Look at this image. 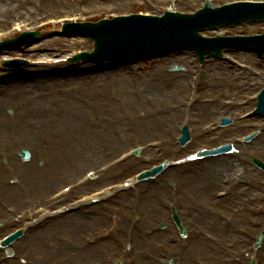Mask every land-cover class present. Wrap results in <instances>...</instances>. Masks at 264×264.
<instances>
[{
	"label": "rangeland",
	"instance_id": "1",
	"mask_svg": "<svg viewBox=\"0 0 264 264\" xmlns=\"http://www.w3.org/2000/svg\"><path fill=\"white\" fill-rule=\"evenodd\" d=\"M32 1L34 0H27L26 3H24L23 1V4H19L18 12L22 14L23 18L16 17L19 19H13L14 17L12 18V16L5 15V14H0V18L2 19L5 18L6 20L9 19L13 23L15 22L18 23L20 21H23V19L28 18V15L25 13L23 7L30 8L32 6L31 5ZM200 1L201 0H196V1L193 0L190 2L188 0L180 1L177 5V10L187 11V12L191 11L200 6ZM188 2L193 4L189 8L185 6V3L187 4ZM139 4H141L140 0H98V1H93V2L89 1L85 3L82 2V0H44L42 2L45 14L47 13L50 14L51 12H55L57 9L60 13H64V14L67 13L68 11H74L76 9H79L81 11V15H79L80 16L79 19H83L85 16L91 18L99 14L100 15H110L113 13H124V12L127 13L129 11L134 10L133 8H137ZM13 5L15 4L13 3ZM4 6H5L4 3H0L1 11H2V8H4ZM109 8L113 9L111 10V13L108 12ZM45 9H47V13L45 12ZM141 9H143L142 11L144 12L150 11L145 6H143V8ZM163 10L164 9H162V7H158L157 12L161 13V11ZM134 11H136V9ZM6 28L7 26L5 25L0 26V30H4ZM248 28L249 26L245 27V29H248ZM50 31L51 29L48 30V32ZM249 31L255 33L257 32V29H250ZM44 34H47V32ZM62 41H67V42L69 41V42L66 43ZM71 41H72L71 39L65 40V38H53V39L51 38L50 40H45V42L43 41V43L41 42L42 44L40 43V46L37 49L43 54L50 52L49 54L52 53L51 55H58L61 58H67V56L73 51L91 48L90 46L91 44L86 41H82L84 43L77 42V44H74L73 43L74 41L72 42ZM7 55L8 56H2V57L4 58L12 57V56L19 55V54L9 53ZM51 55L47 54V56H51ZM25 57L29 59H34L36 61V60L41 59L43 56L42 54H33L31 50L27 52ZM232 60L248 65L249 70H255V69L263 70L264 69V65H261V66L256 65L255 63L258 61H256L255 59L253 60L247 59V56L243 54H240L239 56L235 55V57H233ZM190 61H191L190 55L185 54L184 56H181V57L154 61V62H151L150 64L149 63L140 64V65L137 64L134 66L122 68L115 75H111L110 76L111 78L103 74V77H100V78H89L88 77L87 79H84L82 81L69 80L70 82L69 81L59 82L58 84L57 83L53 84L52 82L55 80H51L49 83H52V84H48V85L37 83V84H27V85L17 86V87H21L25 93L20 92L18 90L7 91L8 93L6 92V94L3 96L7 100V103H5L4 100L1 102V104H3L2 105L3 110L0 113V117H1L0 128L1 126H8V127L0 131V135H2L1 132L5 133L7 132L6 130H9L8 133L15 134L14 136L16 137L19 135L18 133L26 132L25 128L27 127V124H26L27 122H31L35 120V121H39V126L41 125V128L42 126L44 127V130L40 131L41 134L46 135L47 137L50 136L52 139L58 138V137H54L55 135L53 133L63 134L67 130L68 133L71 132V133L83 134L84 132V134H86L87 132L85 131L87 129H92V131L94 130L93 136L96 137L97 139V132H98L97 128L100 127L101 123H105V120H101V117H104L106 119V117L110 116L111 120H106L107 126L114 128V129L109 130L108 134H110V138H114L112 136L116 135L117 133L120 134V131H118L117 128L114 127L116 126L115 117H116L117 112L113 114V111H112L111 115L107 113L104 114L105 109L107 110V109L113 108L112 103H109V99L106 97L109 96V97L119 98L118 96L121 93H123L121 95L124 97V99L125 98L130 99L129 94H127V92L129 93L130 91V93H132L130 96L131 101L140 102L138 98L140 97L141 93H144V89L148 87L149 85H152L153 83L152 80L155 79V81L157 82L158 77H159L158 75L162 74L160 76L164 78V83H162L163 85H161L158 90L160 99L162 100L163 105L167 106L168 102H171L173 104L176 102V100H172L173 99L172 98L173 83H175V81H177L179 78L183 81L184 85H186L185 81L189 82L191 75L193 74L192 72L193 70L191 71L190 64L194 63L193 60L191 62ZM213 62L215 61H211L212 65L207 64L204 67V69L205 70L208 69L210 71L211 69H215L218 67L221 70V72L223 71L232 72L233 70L239 69L238 67L233 66L234 64L232 63L231 64L225 63L221 65V64L213 63ZM214 64H217V66L214 67L213 66ZM173 65H176L184 69V71L180 73V76L179 74L169 72L170 70L169 68ZM30 67H36V66H30ZM246 70L247 69H245L244 71L242 70L241 71L246 72ZM1 74L2 73H0V75ZM153 76H156V77H153ZM122 77H124L125 80L123 79V81H120ZM98 83L104 84L105 85L103 86L104 88L103 89H101L100 87L98 89L92 88L96 86ZM47 87L49 88L47 89ZM211 87L212 88H210V91L208 90L206 91L205 96L212 97L213 95L215 96L221 93L218 91L219 87H217V90L213 89L214 86H211ZM208 89H209V85H208ZM90 90L95 94V96L90 98L89 100L86 98V96L88 95V92ZM227 96L228 95H226V97ZM4 98H0V100ZM105 103L106 105H109L110 108L105 106ZM71 105L75 107H72ZM217 105H219V103ZM148 108L149 107L146 108V111ZM128 111L129 109L125 110L123 113L124 116L122 117H124V121L126 120L125 116H126V112ZM134 111L135 109L131 107V113ZM84 113L92 117L93 120L91 119L83 120L82 118H83ZM196 113L194 114V120H203L202 124H205L210 120H214L215 118L222 116V113L218 110L217 106L205 108L201 114H196ZM58 115L59 116L67 115L68 119L57 121L58 120L57 118L59 117ZM181 116H183V112L181 113V115L179 114V116H177L176 118H170L169 120H162V121H165L162 125L163 126L162 132L160 130V126L157 125L158 128H156V126H153L154 125L153 123L149 124L151 127L150 131H144L143 134H141L138 131L136 132L133 131V133L131 132L130 143H128L129 145H126V146L129 147L131 144L135 142L142 144L150 140H156L158 138L164 137L166 130L168 128H173V125L175 124V122L177 123L180 121ZM44 118L45 120H43ZM129 119L132 121L135 118L133 117V115L132 116L129 115ZM13 120H17L20 124H22V127L12 128L11 127L12 125L9 122ZM41 121H44L43 124L40 123ZM131 121L129 122V124L125 125L126 126L125 128H123L124 127V124H123V127L121 128L123 132H124L123 129H126L127 127H129V125H132ZM145 121H149V120H145ZM86 123L87 124L90 123L94 125V127L87 128ZM12 132H15V133H12ZM27 133L29 132H26V135L29 136V134ZM75 137L76 136H73V138ZM41 138L43 139L44 137H41ZM42 139L40 141L39 146L41 145L43 149H46L48 145L51 143H47L46 141ZM79 142H80L79 140H77V142L74 140L73 142H71L72 144L71 147L73 149L77 148V144H79ZM119 151H117L115 155ZM49 156L52 157V154H50ZM154 162H157V161H153V163ZM42 163L43 164L40 165L38 168L43 169L44 167L47 166L45 164V161H43ZM141 168L143 167L138 166L136 169L134 168V170L128 172L127 174H124L121 178H124L125 176H128L131 173H134V171L136 172ZM61 172L62 171L60 170V173ZM27 173L28 172L25 173L26 175L24 179L28 181L29 175ZM232 173H234V171L231 172L230 175ZM217 188L218 187H215L212 189L214 190ZM212 189H210L209 191H212ZM203 199H204V196L198 200H203ZM133 202L134 200L133 201L129 200V204L132 203L133 205ZM15 206H17V208L20 209L21 207L25 206V202L23 203L21 202L20 204H17ZM131 217L132 215L130 214V220H131ZM109 220L111 219L107 218L106 221L105 220L102 221L100 224H98L93 229H90V227H87L86 229L79 231L77 234H74L71 232L69 233V231L65 233L64 232L61 233L62 224L64 222L60 221L59 218H54L52 221L48 222L49 224L46 223L48 224L47 227H46V224L43 227H41L40 230L37 233H35V235L29 242H26V244L21 246V248L19 249L18 248L14 249L12 260H10L9 262H11V264H40L42 262H45V264L46 262H48L49 264H52L53 262L54 264L56 260L62 259L63 264H72L73 262H75L73 264H81V263L86 264L88 262L101 261L102 260L101 257L95 256L91 254V252L84 253L85 254L84 256H88V257H82L80 259L75 258L72 260V262H70V260L69 262L67 261V255L69 256V254H72L71 252L72 244L74 243L75 244L77 243L78 245L81 244L82 236H86L87 232H89L90 230H96L98 228H102L106 226ZM202 226H205V225H202ZM127 229L128 227L126 226L125 229L123 230V234L120 236L115 233V231H117V227L115 230L112 231L113 232L112 236L107 242L112 244V249L114 252H112L113 255L111 254L112 256L109 258L108 262L117 255L118 249H120L123 245H125L124 241H125V234L128 233ZM50 232H53L54 235L55 234H63V235L69 234V236L67 237V239L63 241L61 240V242L57 244L58 245L57 246L55 243L54 244H49L48 242L46 243L44 235ZM42 238H44V240ZM228 244H230V242L227 241V245ZM249 244H250V241L242 242V243L240 242L237 244V247H233V249L231 250L229 249V252H235L238 249L248 247ZM140 248L141 247L139 245L138 249ZM136 251L138 253L139 250H136ZM226 256L227 257L222 258L221 255H219L217 258H220L222 261L225 258H231L229 255H226ZM194 257H198V256L196 255ZM241 259L242 258H239L238 260L234 261L233 264H239V262H242ZM17 260H23V262H19ZM207 262H208V259H207ZM242 264H245V263L243 262Z\"/></svg>",
	"mask_w": 264,
	"mask_h": 264
},
{
	"label": "bare ground",
	"instance_id": "2",
	"mask_svg": "<svg viewBox=\"0 0 264 264\" xmlns=\"http://www.w3.org/2000/svg\"><path fill=\"white\" fill-rule=\"evenodd\" d=\"M11 1L12 0H0V3H4V5H5L4 8H2V11L0 10V14H6V15H9V16H12V18L14 17L13 19L23 18L22 14L20 12H18L17 7H16V6H18V4H22V1L21 0H15V2H11ZM194 1H196V0H194ZM13 3L15 5H13ZM16 17H19V18H16ZM78 43H82V42H78ZM75 44H77V42H75ZM160 75H162V74L158 75L159 76L158 77V81L155 84H152V85L148 86V88H147L148 89V95L145 96L144 100H141L142 105L141 104H135V103L131 102L132 103L131 106H133L135 108H144V107H147V106L149 107L147 109V111L142 113L140 118H136L135 119V120H139V122H141V123H138L137 126H135L136 127L135 131H138L141 134H143L144 131H150L151 127H150L149 124L150 123H155V122H152V121L146 122L145 120H166V118H168L170 116L174 118V117H177L180 114V107L179 106L176 107V108L165 107L160 102L159 95H158L159 94L158 90H159V87L161 85H163L162 83H164V78L162 76H160ZM122 81H123V79H122ZM182 82L183 81L180 78L177 81H175V83H173L174 89L177 92L182 93V94L186 90L189 93V89ZM153 85H155V86L152 87ZM103 86H105V85L102 84V83H98L96 86H94L92 88L98 89L100 87L101 89H103L104 88ZM47 89H48V87H47ZM20 92H24V90H20ZM94 96H95V94L90 90L88 92V95L86 96V98L90 100V98H92ZM111 101L114 104H116L115 105V110H116V112L118 114L115 117L116 120H120V118L123 119L124 118V117H122V116H124L123 113L128 107H127V105H125L123 103L122 97L119 96V100L118 101H116V99H114V97H113V98H111ZM4 102L7 103V100L4 99ZM72 107H75V106H72ZM1 108L2 107L0 106V112H1ZM205 108L206 107H204V106H199V107H197V111L201 112ZM61 110H63V109H61ZM158 115H161V117L158 118L157 117ZM78 117H79V115H78ZM57 119H58L57 121H59V120H67L68 118H67V115H64V116H59ZM82 119L83 120H90V119L93 120L92 117H90L88 114H85V113L83 114V118ZM43 120H45V118ZM43 122L44 121H42V123ZM86 127L87 128H89V127L91 128V127H94V125H92L90 123H88V124L86 123ZM128 137H129L128 135H124L125 139H128ZM90 141H95V140L90 139ZM110 144L118 146V144L114 141V138H110ZM263 148L264 147H262V149ZM128 166L133 168V167L136 166V162H134V163H132V164H130ZM12 167H13V165H12ZM56 168L57 167L52 168L50 170V172L51 173L55 172ZM227 168H228V166L222 165L218 170H214L213 173L211 174L210 181L214 182L215 184L219 183L220 179H219V175L218 174H220L222 171L226 170ZM121 171L125 172V169L122 168ZM41 173L43 174L42 171H41ZM118 174L120 175L121 173H118ZM110 176L115 177V176H117V173H112ZM45 177H46V175H44V177H42V179L45 178ZM246 177H249V175L246 176ZM161 190H162V188H161ZM7 193H9V192H7ZM160 196H161V193H159L157 191H153V192L150 193V196H148L146 198V200L144 201V204H143L144 205V209H145L144 212L146 214V215H144V219H143V223L144 224H149V222L152 219H154L157 216H162L164 214V212L161 209H159L160 207L158 206V202L156 201L157 197H160ZM234 199H236V197H234ZM198 215H199V213H198ZM107 216H108V213L105 212L104 215L98 217L95 220V222H102V221L106 220ZM67 221L68 222L62 224L61 233H63V232L65 233L67 231H69V233H70V231L73 232L78 226H80L79 223H84L82 226L89 225V223L87 221H82V219H80L79 217H75V215L69 217L67 219ZM44 236H45L46 243L47 242L49 244H54L55 243L57 245V244H59L61 242V240L63 241L65 239H67L69 234H67V235L55 234L54 235L53 232H50L48 234H45ZM42 239L44 240V238H42ZM199 245H200V242L195 243L194 248H197L196 246H199ZM199 247L204 249L203 246H199ZM209 250H213V252H215V253L219 252V249H217V248H212L211 247V248H209ZM192 251H194V250L192 249ZM201 251H203V250L198 249L197 253H201ZM208 251L206 253H208ZM187 263H188V261H186V264Z\"/></svg>",
	"mask_w": 264,
	"mask_h": 264
}]
</instances>
